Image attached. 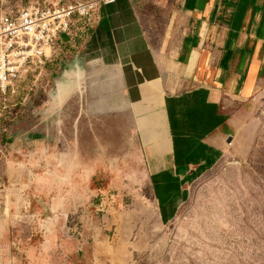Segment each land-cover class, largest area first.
Wrapping results in <instances>:
<instances>
[{"label": "crops", "instance_id": "crops-1", "mask_svg": "<svg viewBox=\"0 0 264 264\" xmlns=\"http://www.w3.org/2000/svg\"><path fill=\"white\" fill-rule=\"evenodd\" d=\"M77 29L83 42L69 61L59 107L133 120L150 206L171 220L189 179L232 142L225 102L250 101L264 89V0H117ZM16 171L8 169L10 188L0 184V264H119L85 247L76 253L71 234L62 237L57 173L35 174L32 183ZM49 193L46 218L38 197Z\"/></svg>", "mask_w": 264, "mask_h": 264}, {"label": "rangeland", "instance_id": "rangeland-1", "mask_svg": "<svg viewBox=\"0 0 264 264\" xmlns=\"http://www.w3.org/2000/svg\"><path fill=\"white\" fill-rule=\"evenodd\" d=\"M31 1L44 0H0V11ZM78 31L59 39L53 59L24 74L14 93H0L2 188L11 186L12 166L16 179L29 176L32 183L35 174L57 173L61 234H71L79 254L85 247L119 264H264V89L250 101L225 102L234 116L232 142L210 169L189 179L184 202L163 221L150 206L133 120L59 107L69 61L83 42ZM36 134L44 138L34 140ZM45 185L52 193V179ZM51 193L38 197L46 218Z\"/></svg>", "mask_w": 264, "mask_h": 264}, {"label": "built area", "instance_id": "built-area-1", "mask_svg": "<svg viewBox=\"0 0 264 264\" xmlns=\"http://www.w3.org/2000/svg\"><path fill=\"white\" fill-rule=\"evenodd\" d=\"M116 1H31L0 11V93H14L24 74L53 59L59 39L80 23H90L102 5Z\"/></svg>", "mask_w": 264, "mask_h": 264}, {"label": "trees", "instance_id": "trees-1", "mask_svg": "<svg viewBox=\"0 0 264 264\" xmlns=\"http://www.w3.org/2000/svg\"><path fill=\"white\" fill-rule=\"evenodd\" d=\"M62 38H64L65 40H69L70 39L68 35L63 36ZM32 138L34 140H41V139L44 138V136L36 134V135H32Z\"/></svg>", "mask_w": 264, "mask_h": 264}]
</instances>
